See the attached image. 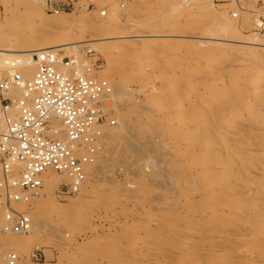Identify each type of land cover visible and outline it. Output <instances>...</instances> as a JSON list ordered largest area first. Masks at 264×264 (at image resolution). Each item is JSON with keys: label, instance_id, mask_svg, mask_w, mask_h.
I'll use <instances>...</instances> for the list:
<instances>
[{"label": "bare ground", "instance_id": "bare-ground-1", "mask_svg": "<svg viewBox=\"0 0 264 264\" xmlns=\"http://www.w3.org/2000/svg\"><path fill=\"white\" fill-rule=\"evenodd\" d=\"M183 1V5H188L191 0ZM14 2H0L5 14L13 16L10 17L12 25L0 27V69L11 74L9 66L13 64L23 81H27L35 72V52L66 50L79 58L83 52L79 48L86 44L106 60L102 77L112 87L106 102L113 103L119 124L117 132L104 131L102 150L91 164L84 166L87 183L85 179L79 189L81 195L75 202L63 204L53 198L57 186L71 183L68 176L51 171L43 175V189L39 197L31 201L38 202L39 206L32 211L26 206L31 215L28 232L20 235L0 233V264H6L9 253H26L33 234L59 231L61 227L53 225V221L46 224L47 220L55 218L59 223L65 222L63 225L70 219V224L61 232H66L65 240L69 234L73 236L70 243L66 241L77 247L79 255L78 259L69 258L71 260L65 264H264V40L256 35H239L236 22L217 12L213 24H208L209 32L220 28L230 31L232 37H215L210 33L205 38L188 33L193 22L187 19L177 22L176 18L198 11L184 10L185 7L178 4L175 12L159 20H148L139 28L126 25L131 13L105 22L94 20L88 27L92 38L85 39L81 28L72 31L76 21L85 16L66 14L62 20L49 19L40 8L41 0ZM111 3L107 12L118 14L114 2ZM30 7L33 11L28 15ZM196 8L207 10L208 7L197 4ZM104 13L106 15L105 10ZM35 24L38 25L35 27ZM168 25L172 29H167ZM157 27L166 29L157 31ZM118 31H122L120 35ZM175 39L178 45L174 48ZM118 47L121 50L115 51ZM68 68L57 66L63 74L68 73ZM123 71L133 72L135 81L144 92L146 90L147 101L141 106L137 103L138 111L131 102L141 118L137 122L142 127L157 129V146L147 143L148 146H130V150L128 144L125 147L138 161L157 158V170L162 169V162L168 163V172L166 169L159 171L158 183L169 187L170 190L165 191L172 195L159 197L164 207L158 212L143 209L133 214L126 211L127 207L119 214L89 212L91 206L87 200L98 191V178L103 170L101 156L109 159L117 149L119 138L127 136L133 124L132 114L123 109V102L116 101V97L127 92ZM154 77L159 79L160 87L151 84ZM8 94L15 100L23 96V91L13 89ZM52 124L63 131L57 118L52 119ZM3 130L0 121V132ZM144 137L150 140L149 136ZM131 138L132 141L137 139ZM147 168L154 172L151 167ZM169 173L175 175L171 182ZM115 190L110 188L103 193L102 207L113 206L117 200ZM154 201L157 204V198ZM15 205L19 210L25 209L23 204ZM98 221L112 226L113 235L106 236L111 238L108 242L100 240L96 231L89 227ZM76 224L80 226L76 228ZM47 243L63 248V242L58 244L50 240Z\"/></svg>", "mask_w": 264, "mask_h": 264}, {"label": "built area", "instance_id": "built-area-1", "mask_svg": "<svg viewBox=\"0 0 264 264\" xmlns=\"http://www.w3.org/2000/svg\"><path fill=\"white\" fill-rule=\"evenodd\" d=\"M118 1L124 9L129 0ZM54 12L58 14L59 10ZM82 51L79 58L66 56L62 50L35 52V72L27 81L13 64L9 66L11 74L0 69V121L4 127L0 132L2 234L28 232L27 211L14 205L29 207L39 197L43 175L48 171L65 174L71 180L70 184L59 185L62 194L78 193L85 181L84 166L102 150L104 131L116 125L105 107L111 84L96 77L99 59L92 50ZM58 65L68 66V73H61ZM13 89H21L23 96L12 99L8 93ZM53 118L61 122L63 131L53 126ZM31 254L37 264L47 261L43 251L36 249ZM18 260L17 254L9 253L6 264Z\"/></svg>", "mask_w": 264, "mask_h": 264}, {"label": "rangeland", "instance_id": "rangeland-1", "mask_svg": "<svg viewBox=\"0 0 264 264\" xmlns=\"http://www.w3.org/2000/svg\"><path fill=\"white\" fill-rule=\"evenodd\" d=\"M1 1H3V0H0V2ZM11 1H12V4L15 3L14 2L15 0H11ZM24 1H26V2L32 1L33 2L35 0H24ZM111 2H114L115 9L119 12L118 14L114 11L107 12L108 11L107 8H109V4H112ZM177 4L180 7H185L184 10H191L194 13L198 11L197 13H195L191 16L190 15H188V16L182 15V16H177V18H176L177 20L175 19L177 22L179 20L183 22L184 20L186 21V19H187L191 23L192 22L194 23V24L193 23L191 24V26L193 28L190 26L191 28L189 31H187L188 33L194 32V33L200 34L202 37H205V38L208 37L210 33L214 34V35H210V36H215V35L219 36L220 35L221 37H226V38L232 37L233 34L230 33V31H223L220 28L218 30H216L217 33L216 32H209L211 30H209L208 24H210V23H211L210 25L213 24V17L215 15V12H217V13H221L223 18L231 17V19L236 22L237 30H239L238 31L239 35H241V36L256 35L259 39L264 40V0H191L188 5H183L184 4L183 0H129L124 9H121L119 3L116 2L115 0H102V1L101 0H99V1L98 0H41L40 8L44 12L45 16L49 19L53 18V19L62 20L63 16H65L66 14H71L74 17L85 16V18L78 19L76 21V23L74 24L75 26H74L72 31L76 32L77 29L81 28L84 31L83 34H81V35H83V37L85 39H88V38H92V37H89V33H88L89 28L88 27H89L90 22H93L94 20L105 22V21H107V19L108 20H113V19L115 20L121 16H125L126 14L131 13V16L128 18L126 25H128V26L135 25L137 28H139L144 22L148 23V20H150V21L159 20L162 17H164L165 15H167L168 13L175 12L174 8ZM197 4H202L203 6L208 7V8H207V10L197 9L196 8ZM56 9L59 10L58 14H55V12H54ZM104 10L106 11V15L102 16L100 14V12L104 11ZM32 11L33 10H31V7H30L29 10L27 11V14L28 15L31 14ZM204 13H206L207 16H205ZM203 15H204V18H203ZM10 17H13V16L12 15L10 16V14L6 15L5 11H4L1 3H0V27L4 28V27H6V25H8V26L12 25L13 20H11ZM192 19H194V20H192ZM199 19L203 22L198 21ZM199 23H202V24H199ZM136 24H138V25L140 24V25L138 26ZM37 25L38 24H35V27ZM167 27H168L167 29H172L171 25H168ZM12 29H14L13 26H12L11 30ZM161 29H166V27L165 28L157 27V31H160ZM121 32L122 31H118L117 32V33H119L118 35H120ZM125 35H128V34H125ZM217 36H215V37H217ZM176 41L177 40L175 39L172 42L174 48L178 45ZM110 42H112V41H110ZM172 43H171V45H172ZM82 45L83 46H81L79 48V50L82 51L85 48H88V49L92 50L93 54H95V56L99 59L98 66L100 67V70H98V72H96L95 75L96 76L99 75L100 78L103 79L102 74L106 70L105 58L103 57V55L99 51L93 49L92 47L90 48V46H88L86 44H82ZM173 46H171V47H173ZM119 49L121 50V48L118 47V50H115V51H119ZM62 51L64 52V55H66V56H71V57L73 56V54H68V52L66 50H62ZM80 57H82V54ZM114 65H115V63L112 66H114ZM122 73H123L122 77H123L124 85H125L124 90L125 91L127 90V92H125V91L124 92L127 95V97L124 94L125 97L124 96L116 97V101L121 102V103L123 102L124 103V104L122 103L123 109L124 110L127 109V112H130L132 114L130 116V118H131V124L133 123L132 125H134V126L131 125V127H129V134L127 136H123V138L122 137L119 138V142H118V145L116 147L117 149L110 156L109 159L106 160V158L105 159L103 158L104 156H101L102 157L101 159H103L105 165L103 164L102 173L98 178L99 179L98 183H97L98 191L94 192L90 196V198L87 200L88 206H91V208H89V210L91 209L89 212L99 211V212H103V213L105 212L109 215L110 214H119L120 212L126 210L125 207H127L129 209V210L127 209L126 211H128L129 213H133V214L141 213V210H143V209L144 210L153 209V211L157 210V212H158V211H161L164 207L163 205H160L161 202L159 201V197H161L162 195H165L166 197L172 195L170 191H165V190H168L169 187H165V186L163 187V185L158 183V177L160 174L159 171H162L165 169L167 171L168 163L166 161L162 162L163 163L161 165L162 169L157 170V158H155L156 162L155 161L143 162V161H138V158L135 157L134 154L130 153V151H129L131 148L130 146H132V147H136L137 145L146 146L147 143H149L148 145H151L153 143L154 145L156 144L155 146H157V129L155 130V128L140 126L139 122L141 121V118H140L139 114H137V112H135V111H138V109H136V107H140L141 104L143 105L147 101V98L145 99V97H147L146 96V90L144 92V89L141 88L140 83H139V85H140L139 86L138 83L135 81L133 72L130 73V71H123ZM128 73H130L132 75H130ZM32 76L30 78H32ZM156 77L153 78V80L155 79L156 81L152 80L151 84H153L154 87L157 88V87H160L161 83H159L160 81H159V79L157 80ZM131 78L133 79V81L131 80ZM22 80H23V78H22ZM27 80H29V79H27ZM129 99L131 101H129ZM132 101L134 102L133 104H134V108L136 110L132 108V103H131ZM127 102H129V103H127ZM105 104H106L107 108H109L108 110L110 111V115L113 117V119L116 120V125L114 127L110 128L109 130H110V132H117L118 131L117 126L119 124L117 112L114 109H112L113 108L112 102H111V104H109L108 102H106ZM134 112H135V114H134ZM137 121H139V122H137ZM141 129H143V131L144 130H147V131L146 132L144 131V133H143V131ZM136 134L137 135L138 134H140V135L144 134V135H142L141 137H140V135H138L139 136V138H138V136ZM131 136L136 137L137 139H135V141L134 140L132 141ZM144 136H147V137L149 136L150 140L148 141ZM130 143H131V145H130ZM127 144H128V146H127ZM135 144H137V145H135ZM121 146H122V148H124L123 150H122ZM125 146H127V148L129 150ZM125 149H126V151H125ZM119 153H120V155H119ZM165 162L167 164H165ZM151 163L152 164L155 163V164L151 166L150 165ZM130 164H131V166H130ZM139 165H140V167H139ZM147 166L151 167V170H153L154 172L150 171V169L147 168ZM129 170H134L135 172L129 171ZM136 172L139 175H137ZM155 173H157V174H155ZM143 175H146L145 177H147L148 180H146L147 178H145ZM174 176H175L174 173H169L168 177H169L170 182L173 180ZM85 179H86V183H87V176H85ZM167 182H169V181L167 180ZM65 184H67V183H65ZM134 185L136 187L138 185L139 186L136 189V187ZM165 185L167 186V184H165ZM105 187H107V188H105ZM126 187H127L128 191H126L127 190ZM132 187H134V189H136L137 193H134L136 191L134 189L132 190ZM103 188H105V189H103ZM110 188H112L114 190L116 189L115 193H116V195H119L120 197L116 196L114 194L115 198L117 197L116 198L117 200H115V203L113 204L114 207L112 206L108 209L107 206H103V207H105V208H103L100 205V199L103 197V193H105ZM140 188L143 190H141ZM124 189H126V190H124ZM129 189L132 190L133 193H132V191L130 192ZM158 189H160V190L162 189V190L158 191ZM117 190L119 192H117ZM61 191L62 190L60 189V187L57 186L53 190V196H54L53 198L56 202L63 203V204L68 203V201L69 202H75V200H77L81 195L80 191H78V193H76V194H67L65 192H64V194H62ZM122 191H124V192H122ZM125 192H127V193H125ZM140 192H142V193H140ZM145 193L146 194L148 193V195H146ZM41 197L43 199L45 196L43 197V194H42ZM156 198L158 200L157 204L159 203L158 205L155 203L156 201H154ZM98 199H99V201H98ZM125 201H126V203H124ZM143 201L146 204L148 203L150 206H148V204L146 206V204H144V203H143L144 204L143 205L141 203ZM128 202L130 204H128ZM152 203H154V204H152ZM14 206L16 209L19 210V208L16 205H14ZM37 206H39V204H38V202L36 203V201H35V203L31 202V205L28 208L29 209L31 208V211H32V210H35L37 208ZM24 208H25L24 210H26V211L28 210V208L26 209V206H24ZM1 216H2V212H0V221H1ZM28 216H29V218L31 217V215H28ZM30 221H31V218H30ZM51 221H53V222H51ZM57 221L58 220H56V218L53 220H50L49 222L47 220L46 224L50 223V222L53 223V225L56 224L55 225L56 227L62 228V229L61 228L59 229L60 232L58 230H54V232L52 231L51 233H48L47 235L44 234L45 236L43 234L41 235L40 233H38L37 235L33 234L35 236H33L32 240L30 241V244L27 247L26 253L22 252L20 254H17V256L19 257V260H18L19 264H37L36 262H34L31 259V255H32L31 253L34 252V250H36V249L43 251L44 254L46 255V258H47L46 262L38 263V264H65V262L70 261L72 259V257H76V258H73V260L78 259L79 255L76 252L77 247L72 246V245L68 244V242H67L70 239V237L72 239L73 236H71V234L68 233L69 237H66V240H67L66 241L65 239H63V238H65L64 235L66 232H64V231L61 232L63 230V227L66 226V224L67 225L70 224V223H68V222H70V219H69V221L67 220L66 221L67 223L64 225H63V223H65V222L62 223L60 221L61 223H59V221L58 222ZM44 223H45V221H44ZM80 224H79V226H80ZM79 226H78V224H76V228ZM110 226L111 225H109L108 222H102V221L94 222V223H91V225H89V227L91 229L96 231L100 240H104L105 242H108L109 239H111L110 237L113 235V234L111 235V233H113V232L111 229L112 226L111 227ZM106 230H108V231H106ZM62 233H64V234H62ZM66 236H67V234H66ZM106 236H110V237H106ZM61 239L64 241H62ZM50 240H53V242H57V243L63 242V248L57 247L54 245L53 246L47 245L48 244L47 242ZM70 240H69V243H70ZM69 258H71V259L69 260Z\"/></svg>", "mask_w": 264, "mask_h": 264}]
</instances>
